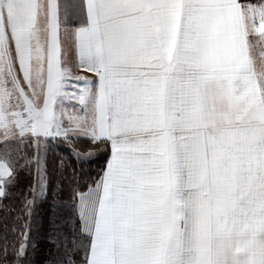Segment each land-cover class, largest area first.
I'll return each instance as SVG.
<instances>
[{
  "label": "snow or ice",
  "instance_id": "6c2138e0",
  "mask_svg": "<svg viewBox=\"0 0 264 264\" xmlns=\"http://www.w3.org/2000/svg\"><path fill=\"white\" fill-rule=\"evenodd\" d=\"M44 204L55 264H264V0H0V264Z\"/></svg>",
  "mask_w": 264,
  "mask_h": 264
},
{
  "label": "trees",
  "instance_id": "16d2710c",
  "mask_svg": "<svg viewBox=\"0 0 264 264\" xmlns=\"http://www.w3.org/2000/svg\"><path fill=\"white\" fill-rule=\"evenodd\" d=\"M70 168L76 169L77 179L79 180V186L81 191L87 190V185L91 183V179L96 177L97 173L99 172L100 168L104 165V159L102 157L98 158L97 162L86 164V165H79L74 160H69ZM59 179V174L57 173L53 176V180ZM31 177L26 175L25 172L21 171L19 174V183L18 188L13 189L16 192L18 189L23 190L27 187L30 183ZM62 199L68 200L69 192L67 187L65 191L61 194ZM51 198H49V201ZM20 203L19 197H15L12 199H6L3 201L4 205L8 206H18ZM41 214L43 217L42 223L44 224L43 229L39 233H34V242L38 245L37 251L33 254L30 259L32 260V264H55V261L58 259V255L56 250L54 249L53 245L49 242V235L52 232L51 225L48 223L49 217H51L52 213L49 209L48 204H44L41 209ZM15 212L9 213L4 210H0V235L4 232V224H7L9 232H8V240L11 242L15 239L13 234L11 233L10 229L13 223V217ZM65 216L72 215L70 210H66L64 212ZM67 229H65L66 231ZM11 259V257H9Z\"/></svg>",
  "mask_w": 264,
  "mask_h": 264
}]
</instances>
